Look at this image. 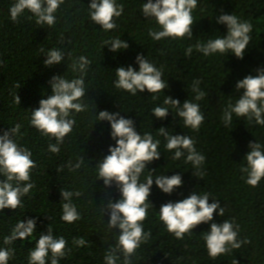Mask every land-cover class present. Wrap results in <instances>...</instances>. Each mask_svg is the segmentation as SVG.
I'll return each instance as SVG.
<instances>
[{"label": "trees", "instance_id": "1", "mask_svg": "<svg viewBox=\"0 0 264 264\" xmlns=\"http://www.w3.org/2000/svg\"><path fill=\"white\" fill-rule=\"evenodd\" d=\"M147 2L117 0L124 6L123 14L114 18L115 29L104 31L90 18L91 0H64L54 13V26L38 25L36 17L27 10L18 22H13L9 9L15 0H0V135L20 124V133L14 139L32 152L31 158L37 164L31 172L35 187L21 198L23 207L0 212V248L15 249L8 264H28L30 250L35 248L40 234H47L49 224L56 238L62 236L67 241V255L59 264H105V253L115 246L119 229L107 227L110 217L103 206L121 198L115 182L106 187L103 179L98 180L96 164L110 154L109 146H115L110 123L97 120L99 112L105 110L133 120L138 134L151 133L154 140H160V159L148 164L140 176L142 183L149 175L154 179L149 196L153 207L148 209V217L143 221L144 232L151 235L131 257V264H236V261L237 264H264V178L252 187L245 182L246 174L240 171L251 151L249 143L264 146V126L235 114L231 125L225 126L222 119L228 103L235 104L243 95V89H236L237 82L248 75L256 76L257 70L264 68V0H197L192 12L193 37L160 41L148 34L149 30L160 28L154 19L143 16L142 5ZM222 14H234L253 26L243 59L232 53L204 56L195 49L197 43L227 35V26L217 22ZM117 37L129 47L116 52L110 51L109 46L102 48L104 41ZM190 46L192 54L185 55ZM53 48L70 56L65 55L59 64L45 66V55ZM137 55L163 70L162 79L168 87L162 92L151 94L145 90L133 96L114 87L117 68L131 66L139 71ZM80 56L91 61L85 76L86 94L82 98L88 107L84 112L72 113L70 118L76 123L60 145L59 153L53 154L48 151V145L55 144V139L42 135L30 125L31 111L39 107L41 99L52 95L49 83L52 77L63 76L69 81L79 77L80 73L73 72L71 64ZM195 80L201 81L199 87L206 93L199 101L192 91ZM17 84L21 85L19 89ZM16 94L20 97L19 106L14 103ZM153 95L158 99L153 100ZM166 96L179 100L180 107L187 99L199 104L205 119L198 131L185 127L176 109L164 105ZM157 106L169 108L166 118L159 119L152 114ZM161 127L169 134L194 139L196 150L205 156L201 166L203 180L193 175L198 170L190 162L185 163L186 152L179 160L172 158L174 151H168L167 141L158 135ZM81 157L83 165L71 170L69 162L75 165ZM61 166L63 170L57 172ZM175 174L182 176L183 184L171 194L156 186L157 176ZM5 179L0 174V182ZM61 190L82 193L80 197H72L81 216L74 223L61 219L65 202ZM192 193H209V203L212 199L218 200L225 210L224 216L217 209L212 222L234 221L239 225L237 239L249 243L213 259L203 239L212 222L197 225L183 239L168 232L159 218L161 205L183 200ZM28 219L36 220L33 235L5 245L4 237L11 234L16 223ZM81 238L85 240L83 246L74 243ZM118 264H123L122 254Z\"/></svg>", "mask_w": 264, "mask_h": 264}, {"label": "clouds", "instance_id": "2", "mask_svg": "<svg viewBox=\"0 0 264 264\" xmlns=\"http://www.w3.org/2000/svg\"><path fill=\"white\" fill-rule=\"evenodd\" d=\"M64 0H15L10 7V19L18 22L19 17L27 10L36 17L38 25L46 24L54 26L56 17L54 13L58 10ZM197 7V0H148L142 5V14L145 18L154 19L160 30H149V36L156 41L166 38L191 39L194 19L192 12ZM123 4H118L117 0H91L89 5V15L91 20L100 25L104 31H110L117 27L114 18H119L123 14ZM218 23L225 24L228 32L226 36H219L209 39L207 43H197L195 49L210 56L216 53H232L237 58L243 59L245 50L251 40L250 33L252 24L242 22L234 14H222L217 19ZM109 46V50L116 52L127 49L129 45L119 37L104 41L103 46ZM101 48V49H102ZM43 51V49H41ZM193 48H187L185 55L190 56ZM70 56L64 51L53 48L45 55V66L59 64L65 57ZM136 63L139 64V71L129 66L119 67L115 70L118 79L114 82V87L131 93L133 96L147 90L151 94L162 92L168 87L167 82L162 79L163 70L150 63L142 55H137ZM91 61L85 56H80L73 60L71 68L73 72L80 73L78 78L67 80L63 76H54L49 82L52 88V95L47 99L39 101V107L31 111L30 125L38 130L42 135L54 138L56 143L48 145V151L57 154L64 138L71 133L76 121L70 118L72 113H81L87 110V105L82 102L86 94L85 76ZM201 81L195 80L192 84V91L196 94L195 100L205 98L206 93L201 91L199 85ZM21 85L17 84L19 89ZM236 89H243L235 104L228 103L224 109L223 122L225 126L233 123V114L238 118L246 117L248 121L255 120V123L264 126V68L257 70V75H248L239 80ZM153 100L158 99L156 95ZM14 103L19 106L20 97L16 94ZM164 105L176 109L178 117L182 118L184 126L198 131L204 122V115L200 111V106L188 99L180 107V101L166 96ZM169 108L157 106L152 109V114L164 119L168 116ZM98 122L108 121L111 126V137L115 140V146H109V155L99 161L98 180L103 179L106 187H111L115 182L119 189L121 198L112 202L109 201L103 206V211L107 210L110 217L108 228L119 229V235L115 246L110 247L105 253V264H118L120 254L123 255V264H131V257L142 243H146L150 233H145L143 221L148 217V209L153 207L149 202L151 187L153 185L152 175L147 176L146 182H140V176L146 166L154 160L160 159L158 147L160 140H154L151 133L138 134L135 130L134 121L126 119L119 113H109L100 111L97 115ZM21 125L15 124L9 130L0 135V174L6 179L0 182V212L4 209L16 210L22 208V197L29 194L35 187L31 182V172L37 167L32 157V152L17 144L14 137L20 133ZM91 134V133H90ZM158 135L163 136L167 141L165 147L168 151H174L173 159L179 160L185 157V163H191L198 171L193 174L203 180L201 166L205 162V156L196 150L195 141L187 135H172L168 130L161 127ZM250 152L245 157L246 165L241 164L240 171L246 174L245 182L252 186H258L264 178V146L260 143H249ZM84 163V158L78 159L75 165L69 162L68 167L75 171ZM63 166L56 171H62ZM150 172V171H149ZM151 173V172H150ZM156 186L164 193L171 194L176 188L182 186V176L175 174L172 176H157ZM80 191L71 192L61 190L63 215L61 219L67 223H74L81 219L80 213L72 203V197H80ZM210 194L199 195L192 193L187 198L177 202H167L161 205L159 218L166 226L168 232L174 234L178 239H183L186 233L193 232V229L201 223L213 221L214 212L219 209V215L224 216V208L218 200L212 199L209 203ZM36 229V220L28 219L16 223L11 234L4 237L3 243L11 245L17 240H25L33 235ZM239 225L234 221L225 219L223 223H210V231L206 232L203 239L211 258L215 259L222 254L230 252L232 249H239L242 244L248 241L237 239ZM83 246L84 239L74 241ZM67 241L64 237L56 238L49 224L47 234H40L36 241L35 248L30 250L28 264H48L49 254L50 264H59V261L67 255ZM67 251H71L68 249ZM15 255L13 248H0V264H8ZM237 264V261H236Z\"/></svg>", "mask_w": 264, "mask_h": 264}]
</instances>
